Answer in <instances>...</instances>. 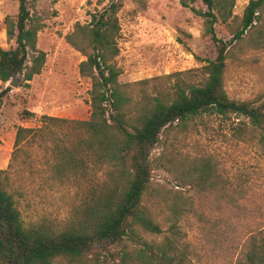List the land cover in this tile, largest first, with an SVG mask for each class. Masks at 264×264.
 <instances>
[{
	"label": "rangeland",
	"instance_id": "374dc122",
	"mask_svg": "<svg viewBox=\"0 0 264 264\" xmlns=\"http://www.w3.org/2000/svg\"><path fill=\"white\" fill-rule=\"evenodd\" d=\"M112 1L37 0L28 6L40 27L36 48L45 53L44 65L30 81L16 73L17 87L0 82V88H10L0 109V170H6L2 187L12 197L25 227L44 225L62 231L84 216L105 186H112L110 168L89 161L87 168L79 171L60 167L55 145L72 150L70 142L75 140L60 139L62 132L70 130L64 126L58 135L47 129L22 140L11 161L17 128H38L44 115L74 120L89 117L91 81L78 71L85 57L65 36L76 24L87 25L92 13ZM118 2L119 53L114 64L120 71L118 82L129 85L124 90L132 102L139 101L144 91L158 95L172 92L177 83L204 81L202 67L215 59L216 48L203 34L202 17L178 0ZM247 2L235 0L232 20L236 25ZM194 7L206 9L201 2ZM17 12L18 0H0V49L15 47L6 36L4 20L14 19ZM215 30L221 39L230 38L229 28L220 20ZM143 80L149 81L138 83ZM222 87L231 100L264 107V48L232 47L225 60ZM25 109L34 113L33 119L22 117ZM150 160V182L142 205L162 233L151 234L134 226L146 242H164L171 237L169 227L176 223L178 238L201 256L200 263L215 264L218 256L231 250L214 248L212 224L221 226L234 215L238 241L264 228V145L260 130L246 117L203 114L189 120L185 128L169 126L162 130ZM175 201L181 202L182 209H191L177 221L168 210L169 203ZM139 247L134 239H124L106 251L95 247L79 264H115L122 249L133 252ZM53 264L76 263L59 259ZM129 264L137 263L131 260Z\"/></svg>",
	"mask_w": 264,
	"mask_h": 264
},
{
	"label": "trees",
	"instance_id": "16d2710c",
	"mask_svg": "<svg viewBox=\"0 0 264 264\" xmlns=\"http://www.w3.org/2000/svg\"><path fill=\"white\" fill-rule=\"evenodd\" d=\"M35 1L18 0L15 18L4 20L6 36L14 41L15 47L0 49L1 83L8 82L16 73H22L23 80L30 81L44 65L45 53L36 48L40 27L28 9ZM178 1L182 7L190 8L203 18V34L216 48L215 59L202 67L206 77L199 84L180 80L181 83L172 87V92L150 95L144 91L139 101L132 102L124 90L129 85L118 82L120 71L114 64L119 53L118 0L92 13L87 25L76 24L65 36L66 42L85 57L78 71L81 77L91 81L89 117L74 120L44 115L38 128H17L11 161L22 140L29 136L34 138L47 129L50 134L58 135L64 126L70 130L62 132L60 139L75 140L70 142L72 150L55 145L60 167L79 171L87 168L89 161L110 168L108 176L112 186H105L102 196L91 203L79 220L54 232L44 225H23L12 197L2 187L6 170H0V264H53L59 259L84 263L93 248L106 251L124 239H134L141 247L133 252L122 249L119 262L115 264H129L131 260L137 264L202 262L201 256L180 241L176 223L169 227L171 237H166L162 243H148L134 231L133 227L137 226L151 234L162 233L142 205L152 170L150 153L159 143L163 129L174 124L185 128L189 120L203 114L246 117L260 130V142L264 145V107L231 100L222 87L225 60L232 47L245 44L252 49L264 48V0H248L237 25L232 20L235 0ZM197 2L206 9H196ZM218 20L229 28V39L217 36L215 24ZM148 81L138 83L146 85ZM9 91V87L0 88V109ZM22 117L33 119L34 113L25 109ZM180 203L175 201L168 205L176 221L185 212H191L187 206L182 209ZM230 216L223 225L214 223L211 227L214 248L231 250L229 254L216 255L215 264H264V228L238 241V225L234 215ZM239 244L238 256L233 260Z\"/></svg>",
	"mask_w": 264,
	"mask_h": 264
},
{
	"label": "water",
	"instance_id": "95a60500",
	"mask_svg": "<svg viewBox=\"0 0 264 264\" xmlns=\"http://www.w3.org/2000/svg\"><path fill=\"white\" fill-rule=\"evenodd\" d=\"M8 86L17 87V81L15 79V75H13L11 79L8 81Z\"/></svg>",
	"mask_w": 264,
	"mask_h": 264
}]
</instances>
